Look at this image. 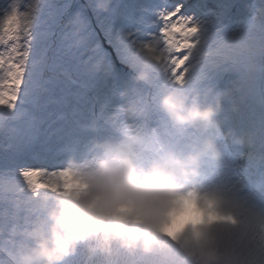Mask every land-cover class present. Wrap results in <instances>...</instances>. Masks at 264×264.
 <instances>
[{
    "label": "clouds",
    "instance_id": "obj_1",
    "mask_svg": "<svg viewBox=\"0 0 264 264\" xmlns=\"http://www.w3.org/2000/svg\"><path fill=\"white\" fill-rule=\"evenodd\" d=\"M130 70L112 131L88 136L64 187L34 198L12 264H264V196L222 167L230 145L253 144L226 127L227 92L190 73L173 82L146 53Z\"/></svg>",
    "mask_w": 264,
    "mask_h": 264
},
{
    "label": "snow or ice",
    "instance_id": "obj_2",
    "mask_svg": "<svg viewBox=\"0 0 264 264\" xmlns=\"http://www.w3.org/2000/svg\"><path fill=\"white\" fill-rule=\"evenodd\" d=\"M244 11L247 21L231 27ZM93 20L112 52L98 42ZM10 41L8 54L0 51V126L20 127L0 143V204L9 208L19 205L18 192L41 185V176L107 127L141 53L176 83L189 73L198 78L209 56H224L220 68L246 78L254 71L242 68L244 57L264 71V0H7L0 6V45ZM88 89L96 92L99 114L76 106ZM14 239L0 223V241ZM0 264H12L6 247Z\"/></svg>",
    "mask_w": 264,
    "mask_h": 264
},
{
    "label": "rangeland",
    "instance_id": "obj_3",
    "mask_svg": "<svg viewBox=\"0 0 264 264\" xmlns=\"http://www.w3.org/2000/svg\"><path fill=\"white\" fill-rule=\"evenodd\" d=\"M22 2H25V0H22ZM249 2L250 0H238L240 5H246ZM6 3L7 0H0V6ZM246 21L247 12L244 11L238 18L234 19L231 27H241ZM93 27L96 28L99 38L98 42L109 52H112L99 27L96 26L95 20H93ZM82 35L86 34L82 33ZM11 43L10 41L8 45H0V51H4L5 55H7L6 49L10 48ZM113 58H115L114 52ZM257 65L259 66L258 62ZM190 74L194 75L193 73ZM196 75L198 78L227 92L223 113L227 117L225 121L226 127H232L238 132H246L253 140L251 147L245 146L241 148L240 146L230 145L226 149L228 155L222 164L223 170L230 175L239 177L243 181L246 190L259 196H264V190L262 192L263 195H261L259 188L255 186L249 187V184L251 185L253 180L261 181L264 184V71L259 72L258 67L250 78H246L242 72L222 67L213 68L211 66H204L202 70H196ZM95 96V90L88 89L84 93V99L76 106L85 113H87L89 108H94L95 112L99 114L100 105L95 103ZM232 101L238 104V110L235 112L231 111L229 107ZM120 106V104L114 105L116 108ZM19 127L18 123L0 126V143L9 141ZM104 129L106 134L112 131L108 126ZM83 143L63 158L60 166L54 173L41 176V185H37L36 188L31 190L25 188L22 192H18V206L9 208L6 204H0V223L5 225V232L11 230L15 234L14 242L0 241V247H6L10 251L11 256L16 244L20 240L23 226L30 218L31 209L36 203L34 198L42 197L45 193L59 191L64 187L70 179L64 166L68 162L69 157L77 152ZM259 174L261 177L255 179ZM8 211H10V216L3 219L2 213ZM5 260H7V257H5ZM67 264H78V258H70Z\"/></svg>",
    "mask_w": 264,
    "mask_h": 264
},
{
    "label": "trees",
    "instance_id": "obj_4",
    "mask_svg": "<svg viewBox=\"0 0 264 264\" xmlns=\"http://www.w3.org/2000/svg\"><path fill=\"white\" fill-rule=\"evenodd\" d=\"M104 131H105V129H103V130H101V131H98V132H93L92 135H93V134L106 135V133H105Z\"/></svg>",
    "mask_w": 264,
    "mask_h": 264
},
{
    "label": "bare ground",
    "instance_id": "obj_5",
    "mask_svg": "<svg viewBox=\"0 0 264 264\" xmlns=\"http://www.w3.org/2000/svg\"><path fill=\"white\" fill-rule=\"evenodd\" d=\"M251 187V186H250ZM252 188V187H251Z\"/></svg>",
    "mask_w": 264,
    "mask_h": 264
}]
</instances>
